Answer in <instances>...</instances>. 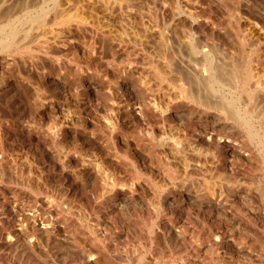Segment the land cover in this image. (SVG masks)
I'll use <instances>...</instances> for the list:
<instances>
[{"label": "rangeland", "instance_id": "1", "mask_svg": "<svg viewBox=\"0 0 264 264\" xmlns=\"http://www.w3.org/2000/svg\"><path fill=\"white\" fill-rule=\"evenodd\" d=\"M27 1L0 0V264H264V139L243 130L241 122L220 110L208 113L188 103L178 105L164 124L146 109L141 113L139 97L130 98L123 92L122 98L130 101L122 121L135 122V130L148 127V133L141 136L144 141L164 146L165 156L171 145L182 153L176 142L178 128L191 146L215 156L217 166L214 175L204 170L201 175H182L171 181L149 167L137 142L133 153L141 180L135 179V190L131 188L132 193L128 188L132 182L121 168L128 187L122 190L117 185L105 194V186L113 187L115 178L109 147L91 137L92 116L82 112L86 106L105 115V83L102 77L80 73L83 87L92 84L95 88L73 96L74 39L65 33L58 44L39 53L36 37L54 27H38L36 22L52 16L54 2L48 0L43 7L36 0ZM157 1L164 8L174 7L176 14L191 15L183 0ZM240 20L243 27L239 30L226 26V46L207 33L192 31L189 38L180 28L174 30L182 44L202 50L216 47L221 61L232 62L225 48L235 56L245 54L252 73L264 76V28L254 30L244 17L235 21ZM137 24L135 42L126 45L147 54L149 46L163 51L166 42L160 43L157 36L143 37ZM143 24L151 30L164 26L172 32L169 17L157 21L153 14H146ZM236 31L245 38L244 49ZM176 34H170L174 42L179 40ZM102 44L100 38L98 48L106 46ZM144 52H140L141 64L147 60ZM253 89L254 82H250L248 93ZM219 90L230 113L241 109L239 92L229 86ZM35 98L43 103L42 110L34 105ZM75 110L80 113L74 118ZM263 114L264 107L248 114L255 132ZM207 129L215 130L214 140ZM75 147L79 150L76 159ZM122 148L125 145L112 151L131 163L134 158L126 157ZM74 166L80 168L78 180ZM205 181L217 184L215 195L207 193Z\"/></svg>", "mask_w": 264, "mask_h": 264}, {"label": "bare ground", "instance_id": "2", "mask_svg": "<svg viewBox=\"0 0 264 264\" xmlns=\"http://www.w3.org/2000/svg\"><path fill=\"white\" fill-rule=\"evenodd\" d=\"M172 1L177 2L176 0ZM36 2L41 3L43 7L48 4V0H36ZM53 2V7L50 8L53 11L52 16L49 17L47 15L44 20H37L38 22H36L38 27L44 28L46 25L54 27V30L49 31L45 29L36 37L37 51L40 53L45 48L58 44L61 41L62 35L68 33L74 39L72 46H74L75 50L73 54L75 55L73 57L74 60L70 62L73 64L70 66H73L74 69V73L72 72L75 80L74 84L76 82L73 96L77 97L79 91L82 89L89 92L90 90L88 89L95 88L92 84H89L88 87H83L79 78L80 73L84 72L83 75L85 76L88 74L89 76L102 77L105 83V97L107 99V104L103 108L105 115L99 114V110L96 111V109L93 113L86 106L82 109V112L92 116L90 122L94 124V127L90 132L91 137L99 139V141L103 140V146L109 147L107 148L109 149L107 150V155L110 159L109 161L114 165V168L112 167L113 174L115 175L114 180H112L113 187L107 183L104 189V192L107 191L105 194L108 192L112 193L117 185H121L122 190L124 187H128V184H126L127 180L125 179L126 181L123 182L124 179L121 176L122 169L125 171V174H123L129 177L132 182L128 188L135 190V182L141 180L140 174L138 175V171L136 172L137 168L135 169L136 162L133 153L135 151V143L137 142L138 149L146 155L145 158L149 161V167L162 171L164 176L169 177L171 181L176 180L182 175L183 177L201 175L204 170L213 174L217 166L215 156L211 155L207 150L195 148L193 147L194 145L191 146V143L183 137L185 134L178 128L176 129V142L181 146L180 149L184 154L183 157L182 153L177 151V148L172 145V147L170 146V152L168 151L169 154L166 153L168 154L167 156L170 155V158H168L163 153L166 150L164 146L162 147L160 144V147V145H156L157 143L155 144V142L153 143L150 140L144 141L141 136L144 137L148 133L146 131V129H149L148 127L140 126L135 130V122L122 121L123 112L125 111L124 107L130 101L129 98L126 99L127 101L122 98L121 94L123 92L127 93L130 98L135 99V97H139L143 101V106L140 108L141 113L145 114L146 110H148L161 118L164 124H167L170 115L178 105L188 103L197 107L198 110L203 109L204 111L205 109L208 113L211 110H220L225 115H229L231 119L241 122L244 127L243 130H249L251 134L260 140L264 139V114L262 115V124L256 132L249 124L248 119L250 111L256 112L257 109L264 107V76L259 75V73L257 75L252 73L245 54L242 56L236 54L238 56H235L231 49L225 48L226 57L232 62H226L224 57V60L221 61L222 57L216 47L202 50V48L197 49L200 47L192 48L187 44L185 45L184 41L182 44L179 39L180 37H178V34L174 30V28H180L185 33L184 37L186 35V37H189L192 31L207 33L215 36L222 43V46H226L229 44V40L225 34L226 26L236 30H239V27H243L242 21L237 22L235 21L236 19L244 17L246 23L248 21V24L254 30L264 28V0H183L184 3L181 1L191 15L185 13L182 15L176 14L175 9L173 10L174 7L164 8L157 0H149L148 2H143L142 0H127L126 2L124 0L122 2L119 0H53ZM187 9L185 8V10ZM146 14H153L157 21L163 20L164 17H169L170 24L168 27L172 29V32L164 26L160 27L157 31L146 27L143 24ZM136 24L139 29L142 27L143 37L149 36L153 38L157 36L160 37L158 38L159 42L161 40L164 44L166 42V47L164 49L161 48L163 51L154 50L149 46L151 49L148 50L149 48H146V51H149L147 54L144 51L138 50L139 52H136L135 48H129L126 42L127 44L131 40L135 42L136 33L134 25ZM124 26L130 28L129 30H131L133 35H129ZM236 32L243 47L241 48L244 49V47H247L245 40H243L245 38L240 32ZM171 33H175L179 40L176 42L171 40ZM100 38L103 42L102 46L106 44L101 49L97 45ZM247 40L250 42L249 38ZM174 43L177 44L176 48L173 46ZM199 43L198 45H200ZM182 45L185 46L182 47ZM79 46L82 48V52ZM140 52L146 53L147 60L145 61L144 59V64L139 63V58H141ZM36 58H38V54ZM250 82H254V89L249 94L248 84ZM227 86L239 92L238 100L242 107L236 111L237 114L236 112H232L235 116L230 113V105L220 96L219 89ZM34 105L40 110L44 106L38 98L34 99ZM250 105L253 106V109ZM106 111L108 112L106 113ZM78 113L80 112L74 111V118L78 117ZM56 123V120H54L53 124L55 125ZM207 133L209 134V138L215 139V130L207 129ZM76 135L74 137H77ZM47 136L52 142L56 143L55 138L51 137L49 133ZM60 145L64 147L63 144ZM121 145H125V148H122L124 155L134 158L131 163L130 161L122 160L120 155L116 154L117 151L113 153L112 149L115 150L117 146ZM73 150L76 159L79 157V150L76 147ZM190 151L192 152L190 153ZM201 161H203V164L199 166L198 163ZM74 165L76 166V164ZM75 166L73 168V175L75 176L74 178H77L79 177L80 168L78 171ZM117 166L120 169H117ZM117 170L119 173H117ZM220 177L218 176L219 179ZM208 182L205 184L207 193L213 196L217 184L215 182ZM117 212L120 211L117 210Z\"/></svg>", "mask_w": 264, "mask_h": 264}]
</instances>
